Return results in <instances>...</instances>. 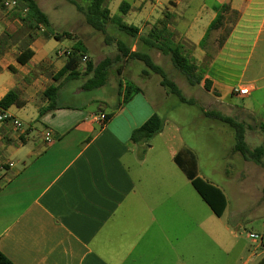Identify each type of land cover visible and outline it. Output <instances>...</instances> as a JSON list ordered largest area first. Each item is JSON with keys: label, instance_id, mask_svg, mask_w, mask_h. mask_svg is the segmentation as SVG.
Here are the masks:
<instances>
[{"label": "crops", "instance_id": "0c3cea01", "mask_svg": "<svg viewBox=\"0 0 264 264\" xmlns=\"http://www.w3.org/2000/svg\"><path fill=\"white\" fill-rule=\"evenodd\" d=\"M195 1L141 0L135 7L130 3L128 14L137 12L139 23L123 19L139 28V35L129 43L131 51L148 53L167 75L179 71L169 56L143 41L154 26L165 25L162 41L170 38L183 44L199 69L206 61L204 79L229 89L234 97L246 98L233 90L247 84L234 83L245 53L258 35H264V0H216L209 6L201 0L199 12L188 22L184 11ZM224 5L229 7L223 13L229 33L223 46L211 53L214 34L221 29L214 30L209 41L207 31L217 17L215 7ZM20 10L7 11L0 5V101L10 91L26 101L23 107L5 110L21 121V131L0 122V251L14 264H206V223L198 210L191 214V207L200 206L198 192L191 190L190 180L174 161L184 148L172 156L181 173L165 167L155 170L141 156L142 149L150 147L148 142L132 140L133 132L158 114L171 96L161 86V77L145 74L142 61L125 58L113 66L100 88H83L91 75L57 82L55 77L66 65L58 50H72L80 40L72 36L55 39L41 26L29 46L33 57L20 64L18 56L27 36ZM5 36L9 40L1 41ZM64 40L69 41L67 46L62 45ZM102 45L104 50L110 47ZM110 54L92 61L115 57L116 46ZM78 70L83 72L85 67L80 65ZM76 81L81 84L74 85ZM128 82L140 91L132 93ZM59 83L58 108L40 115L49 104L45 92ZM65 97L76 101L63 102ZM98 111L108 115L103 126L91 117ZM46 131L53 135L50 144L44 139ZM240 160L243 167L251 162ZM242 170L237 176L241 183L246 178ZM242 192L248 191L243 188ZM247 211L248 206H233V217ZM241 222L237 220V227L242 228ZM217 230L214 225L209 229L212 242L219 238ZM255 235H264V228L247 233L253 249L242 264H256L264 257V239H254ZM233 238H238L235 232ZM241 251L243 257L245 250Z\"/></svg>", "mask_w": 264, "mask_h": 264}, {"label": "rangeland", "instance_id": "374dc122", "mask_svg": "<svg viewBox=\"0 0 264 264\" xmlns=\"http://www.w3.org/2000/svg\"><path fill=\"white\" fill-rule=\"evenodd\" d=\"M35 1L49 16L53 32L58 34L69 32L73 39L78 38L84 43L88 48L89 60H98L104 56L103 54L111 55L110 51L116 45H109V49L104 50L102 43H106L105 36L89 26L84 15L69 0ZM75 1L82 3L83 0ZM122 1H128L135 7L141 0H110L109 7L113 14L118 13ZM204 1L209 6L216 0ZM201 2V0L195 1L194 6L184 11L186 21H192V18L199 12ZM181 7L183 8V6ZM137 14V12L131 11L124 17L125 22L138 25ZM202 22H207L205 16ZM219 29L221 30L214 34L216 35L214 48L212 46L209 48L211 53L223 46L230 27L225 26L223 20ZM214 35L212 31L207 40L209 41ZM107 36L114 40L126 41L128 44L131 41L130 37L119 32L112 24L107 27ZM53 42L57 41L53 40ZM68 43V40L62 41L63 46H67ZM191 49L193 48L187 45V50L192 51ZM98 56L99 58H97ZM188 56H191V53ZM87 62L81 63V66L86 67ZM205 62L199 69V73L203 76L206 72L203 67L206 65ZM237 69L238 77L234 84L237 86L253 84L256 88L246 98L234 97L229 89L214 84V81H211V90L208 91L203 84L191 85L181 72L169 71V78L178 84L185 97L192 99L194 104L182 103L177 97L171 95L165 101L164 106L158 110V115L164 120L162 132L153 136L148 141L150 147H145L141 153L142 157H147L155 170L165 167L168 171L181 173L173 162L172 156L174 152L188 148L197 158L198 172L202 178L220 187L226 194L228 206L224 215L218 217L190 185L191 190L197 193L200 204L197 206L198 208L191 207V214L198 210V217L200 220L204 219L206 223L207 234L204 250L206 264H234L235 260H238L237 264H242L253 249L251 240L247 239V233L257 232L259 228H264V197L262 196L264 193V169L253 162L245 164L243 167L240 160L242 156L233 151L236 144L234 128L213 116H207V113H220L242 123L249 147L253 149L264 146V35H258L256 43L245 53L244 59ZM242 73L243 76H241ZM80 84L79 81L74 83V85ZM62 101L75 102L76 100L65 97ZM243 110H248L252 114ZM240 170H242V177H246L243 183L237 181ZM253 170L257 171V174L252 175L250 172ZM243 188L248 192H242ZM237 205L248 206V211L238 218H234L233 206ZM237 220L242 221V228L237 227ZM213 225L216 230L220 231L216 242H212L208 236L209 229ZM233 232L237 234V239L233 238ZM241 250H245L243 257Z\"/></svg>", "mask_w": 264, "mask_h": 264}, {"label": "trees", "instance_id": "16d2710c", "mask_svg": "<svg viewBox=\"0 0 264 264\" xmlns=\"http://www.w3.org/2000/svg\"><path fill=\"white\" fill-rule=\"evenodd\" d=\"M23 7L27 8V12L23 13L20 10L18 16L23 23V32L27 35L25 46L22 53L18 56L20 64H26L31 60L34 52L29 46L34 41V32L38 31L43 26L55 39L61 37H71V33L64 32L62 34H53L51 30V21L49 16L40 8L35 0H20ZM69 2L76 6L77 10L85 17L86 23L97 32L105 36L106 44H115L118 54L115 57H106L98 63L89 60L83 72L78 68L82 63V57L88 52V48L83 42L78 41L72 48V53L66 58L65 67L55 77V81L59 82L61 79L75 80L82 76H89L83 88L85 90L96 89L104 86L107 83L109 74L113 66L124 60L125 58L131 60L142 61L146 70L145 74L155 73L161 77V86L164 87L170 95L177 97L182 103L193 105L192 99H187L179 86L169 78L164 69L157 65L148 53L141 51H131V46L122 40H114L107 36V27L114 25L115 28L124 33L126 36L135 39L139 35V28L134 25H128L124 22V17L131 9V5L127 1H123L118 9V13L111 16V11L108 7V0H83L79 3L75 0ZM228 6L215 7L218 12L217 17L211 23L207 31L208 35L220 28L223 23V13L228 10ZM166 26H154L147 37H143L144 43L150 47L161 51L164 55L171 58L174 67L179 70L191 85H201L210 91L211 81L204 79L203 74L199 73V67L194 61L186 55L184 45L176 43L172 39L162 41V36L165 32ZM206 38V37H205ZM9 40L5 36L1 41ZM128 87L132 93L140 91L134 83L128 82ZM61 90V84L51 86L44 94L45 99L48 101V106L40 110V115L55 110L58 108V96ZM26 101L19 97L15 91H10L1 101L0 107L8 110L11 106L18 107L25 106ZM207 116H213L218 120L225 122L232 126L236 133V144L233 151L239 153L245 160L254 162L264 169V146H258L251 149L246 142L245 128L242 123L236 122L234 119L225 117L220 113H207ZM164 128V120L158 115L154 114L147 122H145L139 129L135 130L132 134V140L136 143L148 142L153 136L162 132ZM174 161L181 171L190 180L192 186L211 208L213 213L222 217L227 208L228 202L224 192L211 182L204 180L198 175V162L195 154L187 149H182L174 157ZM0 264H14L5 254L0 251ZM256 264H264V257Z\"/></svg>", "mask_w": 264, "mask_h": 264}, {"label": "built area", "instance_id": "2783aa9c", "mask_svg": "<svg viewBox=\"0 0 264 264\" xmlns=\"http://www.w3.org/2000/svg\"><path fill=\"white\" fill-rule=\"evenodd\" d=\"M0 5L4 10L13 11L15 9H21L24 13L27 12V8L23 7L20 0H0ZM72 50L70 49H60L57 52L59 57L67 58L71 55ZM89 60L87 55L82 57V63H86ZM255 90L253 85H247L244 87H238L233 90V93L239 97H247ZM92 119L100 125H105L108 121V115L103 111H98L91 115ZM0 122H7L10 123L15 129L21 131L22 130V123L18 119H15L12 116H9L5 113V110L0 107ZM45 142L47 144L52 143L53 135L51 131H46L44 136ZM12 166V164H10ZM254 239H259L262 241L264 239V235L261 236H253Z\"/></svg>", "mask_w": 264, "mask_h": 264}]
</instances>
